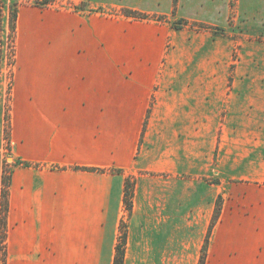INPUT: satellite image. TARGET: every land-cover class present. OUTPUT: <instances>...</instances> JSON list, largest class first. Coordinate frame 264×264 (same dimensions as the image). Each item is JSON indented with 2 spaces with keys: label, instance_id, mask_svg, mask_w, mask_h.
<instances>
[{
  "label": "crops",
  "instance_id": "crops-1",
  "mask_svg": "<svg viewBox=\"0 0 264 264\" xmlns=\"http://www.w3.org/2000/svg\"><path fill=\"white\" fill-rule=\"evenodd\" d=\"M53 1L86 7L18 11L12 148L29 165L12 171L8 264H114L128 174L211 173L207 89L190 85V70L175 67V53L164 64L166 25L112 21L96 10H176L204 22L221 19L222 10L216 0L205 1L208 13L200 0H177L176 9L175 0ZM223 152L215 157L216 179H249L251 166H262L253 154ZM231 182L198 184L199 207L213 206L229 188L206 264H264V192L244 199L241 184ZM212 186L215 196L206 195ZM133 204L125 264H198L213 208L205 215L189 208L176 219L175 184L159 176L138 181Z\"/></svg>",
  "mask_w": 264,
  "mask_h": 264
},
{
  "label": "rangeland",
  "instance_id": "rangeland-1",
  "mask_svg": "<svg viewBox=\"0 0 264 264\" xmlns=\"http://www.w3.org/2000/svg\"><path fill=\"white\" fill-rule=\"evenodd\" d=\"M3 1L6 3L7 14H9L10 7L13 6L18 11L20 7L38 6L53 11L72 12L78 10V8L83 10L86 7L84 4L78 7L71 2H56L53 0H50L51 2L48 4H44L43 0ZM200 1L203 2L200 10H202V13L204 11L208 13L210 5L205 6L204 4L205 1H210ZM216 6L217 8L221 7L222 10V17L219 20L217 19L216 22L212 19L204 22L197 19L179 18L176 10L170 16L146 14L149 16L146 20L127 17L124 11L130 9L96 10L110 17L112 21L125 19L128 22H153L166 25V29H168L166 31L170 33L167 35L164 46L166 54L164 64H167V56L175 53L176 62H178L175 67L180 68L181 65V68L190 70V85L192 87H206L207 89V164L211 173L206 174L196 168L194 172L188 175L128 174L126 176V191L127 186L130 185L133 193L132 207L129 208L127 205L125 193L118 243L122 240L124 234L128 237V226L134 205L136 184L141 178L159 176L164 180L174 182L176 219H180L182 214L189 208L192 214L199 213V206L195 204L204 195V193L200 194L198 188L201 181H207L209 185L213 186L220 183L221 180L224 183L226 182L225 184L229 181H232L231 184H241L239 188L241 195L239 197L243 196L244 199L247 193H257L260 190L264 192V0H216ZM191 8L193 6H188V9ZM202 18H208V16H202ZM180 20L188 21L189 24L178 30L176 26L180 25ZM21 50L22 46L18 40V59H20ZM17 67L20 69L18 60ZM14 80L15 74L13 77L10 69L4 68L2 76H0V186L2 181L9 176L10 171L12 173L14 166L18 164L29 165V163L17 161L13 155V107L16 100ZM193 134L194 127L192 126L191 149L192 153L197 154L199 149L198 140L194 139ZM216 136H218L217 140ZM222 136L223 140L221 139ZM221 147L224 151L223 155H225L226 150L236 149L240 155L239 159L245 154H253L251 161L255 163L256 157H259L262 159V166L259 167L258 162L256 166L253 164L251 166L252 175L249 176V179L229 180L230 175L227 173L223 175L221 180L216 179L212 170L216 169L215 157ZM188 184H190V188H187L186 192L183 193V187ZM213 186L211 189L206 190V195L215 194V187ZM228 189L223 192V196L217 197L213 206L203 205L199 207L203 210L204 215L209 213L208 209L213 208V216L198 264H206L211 233L222 214L225 197L229 194ZM243 191L244 195H242ZM188 199L192 200L190 205L187 203ZM176 225L177 228L178 223ZM178 229L182 230L183 226ZM177 235L180 236L177 240L182 241L183 234L180 232Z\"/></svg>",
  "mask_w": 264,
  "mask_h": 264
},
{
  "label": "trees",
  "instance_id": "trees-1",
  "mask_svg": "<svg viewBox=\"0 0 264 264\" xmlns=\"http://www.w3.org/2000/svg\"><path fill=\"white\" fill-rule=\"evenodd\" d=\"M44 4H48L50 0H43ZM41 5L40 3H37ZM177 8V0H175V9ZM9 14L6 11V3L0 0V76L4 68L10 69L13 77L15 74L18 60V9L15 6L10 7ZM124 14L127 17L146 20L148 15L136 11L126 10ZM179 26L176 29L180 30L189 24L188 21L180 20ZM204 28V27H203ZM1 116V107H0ZM12 173L4 179L0 186V264H8V247H7V218L10 210L9 188L11 183ZM132 190L131 186H127L126 203L129 208L132 207ZM126 235L118 243L114 264H124L126 253Z\"/></svg>",
  "mask_w": 264,
  "mask_h": 264
}]
</instances>
